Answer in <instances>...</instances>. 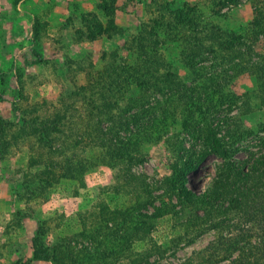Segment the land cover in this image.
<instances>
[{
	"label": "rangeland",
	"instance_id": "1",
	"mask_svg": "<svg viewBox=\"0 0 264 264\" xmlns=\"http://www.w3.org/2000/svg\"><path fill=\"white\" fill-rule=\"evenodd\" d=\"M262 18L264 0H0V264H205L209 244L243 220L231 213L217 229H187L188 211L168 190L180 144L197 164L187 184L195 192L221 163L182 131L198 118L186 88L217 117L264 123V88L248 71L264 64ZM144 61H154L159 90ZM27 122L46 124L49 142L13 140ZM257 143L242 141L236 159ZM122 146L123 156L108 152ZM77 161L85 170L68 172ZM41 223L57 262L32 256Z\"/></svg>",
	"mask_w": 264,
	"mask_h": 264
},
{
	"label": "trees",
	"instance_id": "2",
	"mask_svg": "<svg viewBox=\"0 0 264 264\" xmlns=\"http://www.w3.org/2000/svg\"><path fill=\"white\" fill-rule=\"evenodd\" d=\"M177 20L180 21L182 19L178 18ZM186 20L188 22L192 21L188 18ZM229 34L224 32L225 36ZM242 39V35L234 37L232 48L238 46L235 43L240 44ZM226 45H231V42ZM191 57V60L195 59L194 54ZM239 57L241 58L240 54ZM187 62H189L191 67L193 63H197L195 61ZM142 68L145 72L144 76L151 77L154 80V87L159 90L160 85H158V82L162 78L156 76L157 67L154 61H144ZM248 71L256 77L257 83L264 88V64L253 66ZM114 72L112 79L109 81L110 85L106 90L108 94L117 85L115 80V75L117 74L116 71ZM165 78L167 79V77ZM186 90L190 92L187 102L191 107L195 108L198 118L194 120V117H192L190 120H184L182 131L192 138L202 140L204 147L198 154L202 153L201 156L214 155L221 160V163L217 165L215 175L207 184L204 191L195 192L194 187H187V184L189 182L188 174L196 169L197 164L194 159L181 155L180 151L182 147L180 144L174 153V162L171 164V175L167 179L168 190L171 195L176 197L180 208L188 211L187 221L189 224H186L187 229L189 225L198 228L203 223L207 224L211 229H217L219 228L218 226H221L220 224L224 223L223 220H225L220 217L231 213H239V216L243 220L235 226L236 230L232 232V235L227 237L221 236L220 239L209 244L206 248L207 254L203 259L205 264H213L216 260L222 259L228 260L227 264H264V123L258 124L255 128H247L237 125L236 120H238V117H234L233 115L228 116V113L217 117L220 111H215V106L212 107L200 103V98L193 96L194 88H186ZM108 94L103 93L101 96L102 101L107 99L106 95ZM232 102L234 106L237 105L234 101H230V104ZM223 104H225V101L220 100L217 107H221ZM261 108L263 109L261 112L263 120L264 99L260 101L258 106L259 110ZM228 110L230 111V106ZM248 111L249 109L245 113ZM151 116L152 119L148 120L147 123L156 121L155 112L152 111ZM215 120L218 121L217 125H213ZM6 125H8V121L0 118V150L3 149L4 151L8 149V144L1 139L4 136V126ZM221 125L227 127L221 129L223 128ZM231 125L233 127H230ZM36 128L34 123H24L20 126L19 131L12 134V139L16 140L19 137L36 135V141L40 145L49 142L47 141L49 132L46 124H41L39 130ZM260 134L263 135L261 136ZM250 137L258 140L256 145L259 147L258 151H250L248 157L245 159H236L235 156L242 149L238 145ZM103 144L105 143L102 141V146H104ZM119 148L123 152L119 151V149L116 151L108 150V152L123 156L126 148L125 146ZM132 158L135 161L134 164L139 162L138 159L135 160V157ZM74 166L68 169V172L72 174L76 171L82 173L85 170L81 161L74 163ZM199 212L202 214L200 215ZM45 233L46 230L42 223L38 224L32 240V256L37 260L42 259L57 262L56 249L49 245L45 239Z\"/></svg>",
	"mask_w": 264,
	"mask_h": 264
}]
</instances>
